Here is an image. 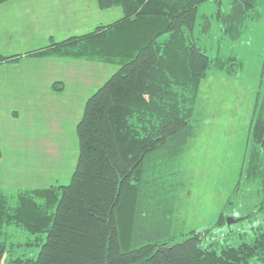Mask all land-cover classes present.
I'll return each mask as SVG.
<instances>
[{"label": "trees", "instance_id": "trees-1", "mask_svg": "<svg viewBox=\"0 0 264 264\" xmlns=\"http://www.w3.org/2000/svg\"><path fill=\"white\" fill-rule=\"evenodd\" d=\"M96 1L101 9L120 7L123 16L33 50L0 53V65L59 57L119 67L86 101L71 182L14 194L0 189V264H253L254 258L264 264L262 225L252 242L217 248L216 240L204 246L194 230L182 241L163 239L164 219L153 240L129 247L139 206L195 135L203 83L215 71L233 76L242 63L235 54L211 57L200 46L195 24L207 0ZM260 4L264 0H232L229 12L219 9L224 37L240 39L260 19ZM204 20L209 33L211 18ZM53 86L63 89L61 82ZM244 173L260 185L264 210V60ZM162 201L164 211H172L171 198ZM35 247L36 257L30 254Z\"/></svg>", "mask_w": 264, "mask_h": 264}, {"label": "rangeland", "instance_id": "rangeland-1", "mask_svg": "<svg viewBox=\"0 0 264 264\" xmlns=\"http://www.w3.org/2000/svg\"><path fill=\"white\" fill-rule=\"evenodd\" d=\"M231 2L207 0L202 3L194 33L209 56L235 54L242 66L233 76L211 72L203 83L195 135L174 160L172 168H165L163 176L154 185L156 189L151 190L139 206L140 216L134 227L136 240L129 247L153 240L156 227L165 224L164 219L169 229L163 239L182 241L194 230L202 236L204 246L216 240L214 246L217 248L252 242L258 227L264 226L260 185L249 181L244 173L264 60V4L257 6L260 19L250 22L240 39L231 41L224 37L222 22L216 18L219 9L223 13L230 11ZM122 16L120 7L101 9L96 0H89V18L82 19L79 13L71 17L73 22L76 21L71 25L77 27L71 32H90L98 25L112 23ZM205 16L211 18L209 33L203 32ZM6 32V28L2 31L0 28V53L4 54L33 50L49 41L39 35L24 38L22 44L19 40L11 43L10 38L3 35ZM62 60L55 70V77L63 81L65 87L61 95L33 99L27 94L23 99L19 92L9 89L14 88L13 84L0 85V189L11 194L20 189L71 182L79 157L76 128L86 101L119 68L84 59ZM25 65L23 77H28L31 66L27 62ZM28 81L29 77L22 80L25 83L22 86L28 88ZM17 108L23 111L20 119L11 113ZM167 197L172 201L169 212L163 209L162 200ZM221 218L224 221L220 223ZM228 218L237 221L228 223ZM21 237L25 239L27 234ZM39 251L40 247H35L30 254L36 257ZM251 262L255 264L258 260L254 258Z\"/></svg>", "mask_w": 264, "mask_h": 264}, {"label": "crops", "instance_id": "crops-1", "mask_svg": "<svg viewBox=\"0 0 264 264\" xmlns=\"http://www.w3.org/2000/svg\"><path fill=\"white\" fill-rule=\"evenodd\" d=\"M78 13L82 16V19L85 17L89 18V0H11L0 5V28L1 31L2 28H6L7 32L3 35L10 38L8 40L11 43L19 40V43L22 44L23 42L21 43V41L24 38L43 35L41 38L45 37V41L46 39L49 40L47 43L49 44L52 41H60L73 35H80L72 34L71 32L73 28H77L75 25H71L76 24V21L73 22L71 20V17ZM59 36L62 39L58 38ZM31 38L30 42H32ZM60 61L64 60L59 57H25L17 63L1 64L0 85L13 84L14 88L9 89L19 92L23 99L27 98V94L33 99L50 97L53 94L61 95L65 87L63 81L57 80L55 77V70L60 65ZM25 62L31 66L28 75V88L22 86L25 85L22 80L28 78L26 76L23 77L25 66H27ZM37 65L39 67H36ZM13 73L14 75H12ZM56 82L62 83V90L56 91L54 89L53 85ZM11 111L12 115L17 119H20V116L23 115L21 108Z\"/></svg>", "mask_w": 264, "mask_h": 264}, {"label": "water", "instance_id": "water-1", "mask_svg": "<svg viewBox=\"0 0 264 264\" xmlns=\"http://www.w3.org/2000/svg\"><path fill=\"white\" fill-rule=\"evenodd\" d=\"M227 220H228V223H233L237 221L236 219H233V218H228Z\"/></svg>", "mask_w": 264, "mask_h": 264}]
</instances>
